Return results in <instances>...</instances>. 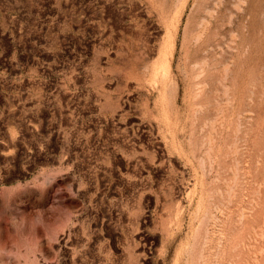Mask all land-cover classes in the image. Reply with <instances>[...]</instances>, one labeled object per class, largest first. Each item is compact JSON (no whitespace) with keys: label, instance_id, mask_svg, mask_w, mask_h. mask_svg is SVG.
<instances>
[{"label":"rangeland","instance_id":"obj_1","mask_svg":"<svg viewBox=\"0 0 264 264\" xmlns=\"http://www.w3.org/2000/svg\"><path fill=\"white\" fill-rule=\"evenodd\" d=\"M213 1L0 0V264H264V0Z\"/></svg>","mask_w":264,"mask_h":264},{"label":"bare ground","instance_id":"obj_2","mask_svg":"<svg viewBox=\"0 0 264 264\" xmlns=\"http://www.w3.org/2000/svg\"><path fill=\"white\" fill-rule=\"evenodd\" d=\"M151 1H152V0H151ZM212 1H213V0H212ZM243 1H244V0H243ZM213 2H214V1H213ZM231 2H232V1H231ZM231 2H230V3H231ZM235 2H236V1H235ZM206 3H207V2H206ZM165 4H166V3H165ZM168 4H169V3H168ZM207 4H208V3H207ZM207 4H206V5H207ZM165 6H166V5H165ZM208 6H209V5H208ZM223 6H224V5H223ZM225 7H226V6H225ZM222 8H223V7H222ZM165 9H166V8H165ZM165 9H164V10H165ZM227 10H228V8H227ZM112 13H113V12H112ZM223 13H224V12H223ZM167 14H168V13H167ZM180 14H182V13H180ZM216 14H217V13H216ZM229 14H230V13H229ZM112 16H113V15H112ZM229 16H230V15H229ZM229 16H228V17H229ZM178 17H179V15H178ZM180 17H181V15H180ZM222 17H223V16H222ZM238 17H239V16H238ZM167 18H168V17H167ZM167 18H166V19H167ZM175 18H176V17H175ZM166 19H165V20H166ZM225 19H226V17H225ZM229 21H230V19H229ZM173 22H175V21H173ZM232 23H233V22H232ZM176 24H177V23H176ZM223 24H224V23H223ZM169 25H170V23H169ZM177 25H178V24H177ZM217 25H218V24H217ZM170 26H171V25H170ZM218 26H220V25H218ZM122 27H123V26H122ZM220 27H221V26H220ZM129 28H130V27H129ZM171 28H172V27H171ZM171 28H170V29H171ZM216 28H217V27H216ZM214 29H215V28H214ZM172 30H173V29H172ZM174 30H175V29H174ZM177 31H178V30H177ZM173 32H175V31H173ZM124 34H125V33H124ZM132 34H133V33H132ZM176 34H177V33H176ZM121 35H122V34H121ZM125 35H126V34H125ZM167 35H168V34H167ZM174 35H175V34H174ZM126 37H127V36H126ZM128 37H129V36H128ZM212 37H213V36H212ZM130 38H131V37H130ZM130 38H129V39H130ZM208 38H209V37H208ZM167 39H168V38H167ZM201 40H202V39H201ZM171 41H172V39H171ZM173 41H174V40H173ZM207 42H209V41H207ZM171 43H172V42H171ZM183 43H184V42H183ZM214 43H215V42H214ZM214 43H213V44H214ZM221 43H222V42H221ZM168 44H170V43H168ZM208 44H209V43H208ZM210 44H211V43H210ZM129 45H130V44H129ZM119 46H120V45H119ZM119 46H118V47H119ZM165 46H166V45H165ZM196 46H197V44H196ZM205 46H206V44H205ZM205 46H204V47H205ZM121 47H122V46H121ZM121 47H120V48H121ZM124 47H125V46H124ZM130 47H131V46H130ZM147 47H148V46H147ZM174 47H175V46H174ZM217 47H218V46H217ZM221 47H222V46H221ZM221 47H218V48H221ZM135 48H136V47H135ZM145 48H146V47H145ZM165 48H166V47H165ZM165 48H164V49H165ZM168 48H169V45H168ZM194 48H195V47H194ZM205 48H207V47H205ZM210 48H211V46H210ZM215 48H216V47H215ZM218 48H217V50H218ZM131 49H133V48H131ZM150 49H151V48H150ZM161 49H162V48H161ZM161 49H160V50H161ZM166 49H167V48H166ZM172 49H173V48H172ZM172 49H171V50H172ZM202 49H203V48H202ZM207 49H208V48H207ZM221 49H222V48H221ZM128 50H129V49H128ZM146 50H147V49H146ZM167 50H168V49H167ZM167 50H166V51H167ZM182 50H183V49H182ZM214 50H215V49H214ZM226 50H227V48H226ZM230 50H231V48H230ZM163 51H164V50H163ZM175 51H176V50H175ZM222 51H223V50H222ZM134 52H135V51H134ZM161 52H162V51H161ZM168 52H169V50H168ZM205 52H206V50H205ZM210 52H211V51H210ZM129 53H131L130 50H129ZM149 53H150V52H149ZM170 53H171V55H172V52H170ZM228 53H229V52H228ZM230 53H232V51H231ZM132 54H133V53H132ZM166 54H167V52H166ZM129 55H131V54H129ZM160 55H161V54H160ZM168 55H169V54H168ZM202 55H203V54H202ZM226 55H227V54H226ZM230 55H231V54H230ZM232 55H233V54H232ZM172 56H173V55H172ZM209 56H210V55H209ZM209 56H208V58H209ZM160 57H161V56H160ZM162 57H163V56H162ZM165 57H166V56H165ZM165 57H163V59H164ZM219 57H220V56H219ZM144 58H145V57H144ZM174 58H175V57H174ZM174 58H173V60H174ZM202 58H203V57H202ZM208 58H207V59H208ZM228 58H229V57H228ZM132 59H133V58H132ZM135 59H136V58H135ZM150 59H151V58H150ZM163 59H162V60H163ZM204 59H205V58H204ZM212 59H213V58H212ZM212 59H210V60H212ZM217 59H219V58H217ZM229 59H230V58H229ZM229 59H228V60H229ZM143 60L147 61L146 58L143 59ZM208 60H209V59H208ZM220 60H221V59H220ZM141 61H142V60H141ZM145 61H144V62H145ZM149 61H150V60H149ZM160 61H161V60H160ZM160 61H158V62H160ZM168 61H169V60H168ZM221 61H222V60H221ZM195 62H196V61H195ZM198 62H200V61H198ZM215 62H217V61H215ZM224 62H226V61H224ZM230 62H232V61H230ZM163 63H164V62H163ZM177 63H178V62H177ZM177 63H176V64H177ZM192 63H193V62H192ZM200 63H202V62H200ZM203 63H204V62H203ZM207 63H208V62H207ZM136 64H137V63H136ZM138 64H139V63H138ZM143 64H144V63H143ZM204 64H205V63H204ZM214 64H215V63H214ZM132 65H134V63H132ZM150 65H151V64H150ZM181 65H182V64H181ZM186 65H187V63H186ZM197 65H198V63H197ZM200 65H201V64H200ZM217 65H219V64H217ZM134 66H135V65H134ZM134 66H133V67H134ZM152 66H153V65H152ZM158 66H159V65H158ZM168 66H169V65H168ZM210 66H211V65H209V67H210ZM226 66H227V65H226ZM229 66H230V65H229ZM142 67H144V65H143ZM146 67H147V66H146ZM146 67H145V69H146ZM175 67H176V66H175ZM197 67H198V66H197ZM211 67H212V66H211ZM134 68H135V67H134ZM134 68H133V69H134ZM138 68H139V65H138ZM170 68H171V67H170ZM135 69H136V68H135ZM145 69H144V71H145ZM175 69H176V68H175ZM181 69H183V68H181ZM203 69H204V68H203ZM137 70H138V69H137ZM141 70H142V69H141ZM150 70L152 71L151 68H150ZM150 70H149V71H150ZM169 70H170V69H169ZM184 70H185V68H184ZM184 70H182L181 72H183ZM205 70H206V69H205ZM147 71H148V68H147ZM149 71H148V72H149ZM162 71H164V70H162ZM231 71H232V70H231ZM231 71L229 70V72H231ZM141 72H142V71H141ZM158 72H159V71H158ZM201 72H202V71H201ZM144 73H146V71H145ZM149 73H150V72H149ZM165 73H166V72H165ZM184 73H186V72L184 71ZM198 73H199V72H198ZM141 74H142V73H140L139 75H141ZM161 74H162V73H161ZM169 74H170V73H169ZM173 74H174V73H173ZM175 74H176V73H175ZM228 74H229V73H228ZM232 75H233V74H232ZM162 76H163V75H162ZM213 76H214V75H213ZM170 77H171V74H170ZM181 77H182V76H181ZM230 77H231V76H230ZM209 78H210V77H209ZM170 79H171V78H170ZM184 79H185V78H184ZM211 80H212V79H211ZM211 80H210V81H211ZM228 80L231 81L232 79H231V80L228 79ZM161 81H162V80H161ZM175 81H176V80H175ZM212 81H213V80H212ZM212 81H211V82H212ZM168 82H169V81H168ZM203 82H204V81H203ZM207 82H208V81H207ZM211 82H210V83H211ZM171 83H172V82H171ZM171 83H170V85H171ZM186 83H187V82H186ZM186 83H185V84H186ZM198 83H200V82H198ZM161 84H162V83H161ZM176 84H177V83H176ZM191 84H192V83H191ZM157 85H158V84H157ZM186 85H187V84H186ZM230 85H231V84H230ZM171 86H172V85H171ZM173 86H174V84H173ZM157 87H158V86H157ZM164 87H166V86H164ZM174 87L176 88V85H175ZM231 87H232V86H231ZM155 88H156V87H155ZM162 88H163V87H162ZM228 88H229V87H228ZM169 89L172 90V87H170ZM176 89H177V88H176ZM176 89H174V91H175ZM170 90H169V91H170ZM231 90H232V89H231ZM157 91H158V89H157ZM159 92H160V91H159ZM161 92H162V90H161ZM173 93H174V92H173ZM175 93H176V92H175ZM175 93H174V94H175ZM228 93H229V92H228ZM171 94H172V93H171ZM171 94H170V95H171ZM161 95H162V94H161ZM163 95H164V94H163ZM168 95H169V94H168ZM229 95H230V94H229ZM171 96H173V94H172ZM230 96H231V95H230ZM169 97H170V96H168V98H169ZM175 97H176V96H175ZM227 97H228V96H227ZM171 98H172V97L169 98L170 101H171ZM172 99H174V98H172ZM229 99H230V98H229ZM170 101H169V103H170ZM167 103H168V102H167ZM171 103H172V102H171ZM230 103H231V102H230ZM164 105H165V104H164ZM166 105H167V104H166ZM168 106H169V105H168ZM166 107H167V106H166ZM158 146H159V145H158ZM159 148H160V147H159ZM158 153H159V151H158ZM197 185H198V184H197ZM197 185H196V186H197ZM200 185H201V184H200ZM200 187H202V186H200ZM202 188H204V187H202ZM197 189H198V188H197ZM199 189H200V188H199ZM193 190H194V189H193ZM200 190H201V189H200ZM203 190H204V189H203ZM197 191H198V190H197ZM190 193L192 194V192H190ZM201 193H202V192H201ZM199 194H200V193H199ZM192 195H193V194H192ZM194 195H195V194H194ZM202 195H203V194H202ZM195 196H196V195H195ZM191 198H192V197H191ZM203 199H204V198H203Z\"/></svg>","mask_w":264,"mask_h":264}]
</instances>
